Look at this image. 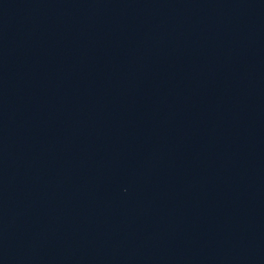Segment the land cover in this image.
Segmentation results:
<instances>
[{
	"label": "water",
	"instance_id": "95a60500",
	"mask_svg": "<svg viewBox=\"0 0 264 264\" xmlns=\"http://www.w3.org/2000/svg\"><path fill=\"white\" fill-rule=\"evenodd\" d=\"M0 264H264V0H0Z\"/></svg>",
	"mask_w": 264,
	"mask_h": 264
}]
</instances>
